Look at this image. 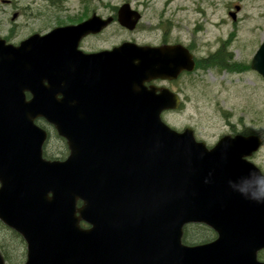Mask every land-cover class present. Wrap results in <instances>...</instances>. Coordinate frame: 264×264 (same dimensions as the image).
I'll return each mask as SVG.
<instances>
[{"label":"water","instance_id":"1","mask_svg":"<svg viewBox=\"0 0 264 264\" xmlns=\"http://www.w3.org/2000/svg\"><path fill=\"white\" fill-rule=\"evenodd\" d=\"M139 17L128 4L117 12L128 30ZM111 20L93 15L18 47L0 40V222L25 241L24 264H264V203L238 191L256 194L249 177L261 172L246 158L259 137L226 135L207 149L190 128L170 129L160 116L178 96L145 83L192 72V54L128 42L80 54L78 38ZM250 67L264 79V39ZM85 99L101 111L82 112ZM37 118L67 140L64 162L42 159ZM188 223L216 239L182 245Z\"/></svg>","mask_w":264,"mask_h":264},{"label":"rangeland","instance_id":"2","mask_svg":"<svg viewBox=\"0 0 264 264\" xmlns=\"http://www.w3.org/2000/svg\"><path fill=\"white\" fill-rule=\"evenodd\" d=\"M124 3L141 11L138 27L130 33L110 22L106 35L115 34L117 42L178 43L197 60L193 72L166 86L181 105L162 113V121L176 131L192 129L195 139L207 147L225 135L259 136L262 144L250 160L264 174V80L249 66L264 36V0H11L9 5L0 3V37L9 34L13 13L22 15L17 26L12 24L17 27L14 36L21 39L30 31L79 23L91 12L105 20ZM234 5L241 7L236 21L228 16ZM112 42L93 46L108 47ZM196 236L190 230V239ZM0 251L6 264L24 263L23 241L1 223ZM260 259L264 261V251Z\"/></svg>","mask_w":264,"mask_h":264},{"label":"flooded vegetation","instance_id":"3","mask_svg":"<svg viewBox=\"0 0 264 264\" xmlns=\"http://www.w3.org/2000/svg\"><path fill=\"white\" fill-rule=\"evenodd\" d=\"M10 2H11V0H0V3L4 4V5H9ZM127 4L129 5V7L133 11H137L140 15V18L137 21L135 27L130 31L127 30L130 33H134L135 29L138 27L139 21L141 19V11L137 10L135 6H133V8H132L130 6L131 5L130 3H127ZM236 7H237V10H236L237 11L236 16H237L241 7L239 5H234L233 9H236ZM118 8L116 9L115 14L110 16L113 19L112 23L116 22ZM231 12L232 11H229V13H228L229 17L232 16ZM91 15H96V14L94 12H91V14L89 16H91ZM21 16H22L21 14L13 13L11 15V17L9 18L10 24L9 25L7 24V26H9V31H8L9 34L5 35L3 37H0V40H2L4 43L18 47L23 40L27 39L28 37H30L33 34L44 35V34L50 33L52 30L56 31V30H59L58 28H64V26H65V25L52 26L45 32H43V31H30L24 38L17 39L16 36H14V31L17 28L16 27L17 26L16 21L18 19H20ZM84 19H86V17ZM236 20H237V17H236ZM12 24L13 25L15 24L16 26H13ZM70 25H72V24H70ZM3 26L4 25L0 26V30ZM107 28H109V26L103 28L102 30H100L96 33H91V34L79 37L77 48H76L77 51L80 52V54H82L83 56H93V55H97L103 51H111L113 48L118 47L123 42H128L130 44H134V45L139 46V47H143V46H150V47H161V46H163L164 47V46H174V45L178 44V43L169 44L166 42V40H162L159 43H152V44L141 43V42L139 43V41H137L135 39L117 42V41H114V38L116 37L115 34H112V35L111 34L110 35L105 34L104 30ZM120 28H122V27H120ZM122 29H124V28H122ZM124 30H126V29H124ZM103 40L104 41L109 40L108 42H110V41H113V42L108 47L96 48L93 46V43L95 45L97 43H101V44L102 43H108V42H103ZM171 84H172V82L155 80V81L148 82L145 85L147 87L148 86L162 87V86H168ZM26 96H28V95H26ZM56 99L58 100V102H60L62 99V95H60V94L57 95ZM86 102H87V99H85V105L81 107L82 112H86V111L89 112L90 111V112L96 113L98 111H101L100 106L91 105V104H93L91 101L88 102L89 105L86 104ZM60 108H61V106H59L57 108H53V110H59ZM89 117L92 119L96 118V116H94V115H90ZM35 123H36L35 125L38 128H40L41 130H43L46 133V139L42 145V156L44 157V159L51 161V162H54V161L62 162V161H64L69 155V148L67 146L66 141L61 136H59L58 131L56 129V126L53 123L45 122L42 119H37L35 121ZM85 134H86V130H85ZM59 142H60V146H59ZM56 147L60 148L58 150V152H54ZM50 153H52V154H50ZM49 198H52V196L49 195ZM81 205H82V201L78 200L76 202V206L78 208H80ZM79 225L82 228H87L89 224L87 222L81 221L79 223ZM190 230L197 234V236L193 239L192 238L190 239ZM183 231H184L183 242L187 246H199L201 244H206V243L212 242L215 239L214 231L211 228H209L208 226H205L202 224H187L183 227ZM121 232H125V230H122Z\"/></svg>","mask_w":264,"mask_h":264},{"label":"clouds","instance_id":"4","mask_svg":"<svg viewBox=\"0 0 264 264\" xmlns=\"http://www.w3.org/2000/svg\"><path fill=\"white\" fill-rule=\"evenodd\" d=\"M250 179H254V183L252 184V190L256 194L253 195L252 192L246 191L243 187L239 188L238 191L242 196L246 198L252 199L258 203H264V178H261L260 173H254V175H250Z\"/></svg>","mask_w":264,"mask_h":264},{"label":"trees","instance_id":"5","mask_svg":"<svg viewBox=\"0 0 264 264\" xmlns=\"http://www.w3.org/2000/svg\"><path fill=\"white\" fill-rule=\"evenodd\" d=\"M243 134H249V133H247V132H244Z\"/></svg>","mask_w":264,"mask_h":264}]
</instances>
